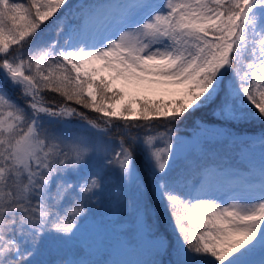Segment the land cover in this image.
I'll list each match as a JSON object with an SVG mask.
<instances>
[{"label":"snow or ice","instance_id":"1","mask_svg":"<svg viewBox=\"0 0 264 264\" xmlns=\"http://www.w3.org/2000/svg\"><path fill=\"white\" fill-rule=\"evenodd\" d=\"M104 249L264 264V0H0V264Z\"/></svg>","mask_w":264,"mask_h":264},{"label":"rangeland","instance_id":"2","mask_svg":"<svg viewBox=\"0 0 264 264\" xmlns=\"http://www.w3.org/2000/svg\"><path fill=\"white\" fill-rule=\"evenodd\" d=\"M11 94L13 98H15L16 95L13 93ZM212 128L215 127L213 126ZM178 134L181 135L185 140H190L193 138V129H189L185 132L179 131ZM181 166L182 164H178L177 167L179 168ZM99 196L100 201L104 205V207H93L92 211L94 212V216H88L84 220H82L77 229V236L82 241L94 242L98 235L96 224L94 222V217L103 216L105 219H107V208L117 202H119L121 205L125 204L126 198L131 196V192L130 190L122 187L115 180V178H110L109 181H106L104 191L99 193ZM104 236L108 240L115 239L110 226H106L104 230ZM110 257L116 260L127 259V257L123 253L113 251L112 249H104L99 252L94 251L92 255V259L100 262V264H103V262Z\"/></svg>","mask_w":264,"mask_h":264},{"label":"trees","instance_id":"3","mask_svg":"<svg viewBox=\"0 0 264 264\" xmlns=\"http://www.w3.org/2000/svg\"><path fill=\"white\" fill-rule=\"evenodd\" d=\"M13 94H15L16 95V93H14L13 92ZM49 95L51 96L52 94L51 93H49ZM91 115H95V114H91ZM214 119H216V117L215 116H213V114L211 113V111H207V113H206V116H205V120L208 122V123H206V126L207 127H215V128H217V127H219V125H214V124H212V123H210V121H212V120H214ZM197 123H200V121L198 120L197 121ZM189 129H192V126H187V127H182L179 131H187V130H189ZM250 131H255L257 134H258V132H259V125L258 124H253V125H251L250 126ZM153 215H155V211H153Z\"/></svg>","mask_w":264,"mask_h":264}]
</instances>
